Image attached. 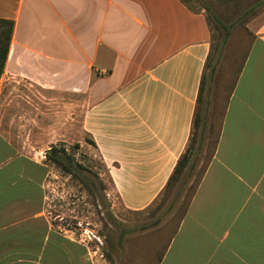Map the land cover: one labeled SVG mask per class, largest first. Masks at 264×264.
<instances>
[{
  "label": "crops",
  "instance_id": "1",
  "mask_svg": "<svg viewBox=\"0 0 264 264\" xmlns=\"http://www.w3.org/2000/svg\"><path fill=\"white\" fill-rule=\"evenodd\" d=\"M0 18L14 20L0 89L7 73L29 79L38 94L83 91V129L122 206L152 204L191 135L211 41L204 13L182 0H0ZM6 125L0 264L87 261L47 215L46 157H32L29 135ZM155 264H264V19L212 159Z\"/></svg>",
  "mask_w": 264,
  "mask_h": 264
},
{
  "label": "rangeland",
  "instance_id": "2",
  "mask_svg": "<svg viewBox=\"0 0 264 264\" xmlns=\"http://www.w3.org/2000/svg\"><path fill=\"white\" fill-rule=\"evenodd\" d=\"M188 4L204 13L213 41L198 103L201 121L184 171L144 209L122 206L106 163L83 129L88 105L83 91L61 96L38 94L28 86L26 77L4 75L0 124L11 125L15 135L24 134V139L29 135L32 157L43 156V161L44 151L56 144L90 172L70 176L48 164L47 215L64 241L79 249V260L87 259L80 264H155L181 221L199 171L218 139L228 95L264 19V0H190ZM86 174L87 185L81 179Z\"/></svg>",
  "mask_w": 264,
  "mask_h": 264
},
{
  "label": "trees",
  "instance_id": "3",
  "mask_svg": "<svg viewBox=\"0 0 264 264\" xmlns=\"http://www.w3.org/2000/svg\"><path fill=\"white\" fill-rule=\"evenodd\" d=\"M182 1L186 5L189 6L188 1H190V0H182ZM190 9L192 11L197 12V10L193 9L192 7H190ZM13 28H14V20L7 19V18H0V77H1V74H2L3 69H4V65H5V61H6V57H7V53H8V48H9L10 40H11L12 33H13ZM210 31H211V29H210ZM212 50H213V41H212V36H211L210 49H209L208 55H207L205 63H204V68H203L202 76H201V80H200L196 111L194 113V118L192 120L191 135H190V138L188 140V143H187L184 151L179 156V158H178V160L174 166V169H173L171 175L169 176L166 187L171 183L172 180H176L177 177L179 175H181V173L184 171L185 167L187 166V163H188L190 156L193 152L192 151V149H193L192 142L195 140L196 129L198 127L199 122L201 121L200 120L201 118L198 117V103H199V100L201 98V92H202L203 85H204L205 70L209 66ZM247 54L248 53H246V55L244 56L242 66H240L238 74L240 73V71L243 67V64L245 62ZM236 79H237V77H236ZM236 79L233 83L232 90H233V87L235 85ZM232 90H230V94H231ZM229 95H228V97H229ZM202 128L200 130L201 135H203L202 130H204V128L203 129ZM90 140L94 143V141L92 139H90ZM202 140H203V136H202ZM216 144H217V140L213 142L211 151L209 152L208 156L206 157L205 164L201 168V170L199 171V176H198L199 181H198V183H196L197 184L196 187L192 188L190 198L193 197V195L196 191V188H197V186H198V184H199V182H200V180H201V178H202V176L206 170V167L208 166L210 160L212 159V155L214 154ZM94 145H95V143H94ZM45 157H46V162L48 164L60 169L61 171H64L65 173H67L70 176H72V175L78 176L79 171H86L87 174L90 173L89 170H87V168L83 164H81L79 161H74V158H72V156H69L67 154L65 148L62 146H57L56 144L51 145L49 147V149L46 150ZM87 174L81 176V179L84 181V183H86V185L88 184ZM103 189H105V187H103ZM188 205H189V201H188V204H186L185 210H187L186 208Z\"/></svg>",
  "mask_w": 264,
  "mask_h": 264
}]
</instances>
